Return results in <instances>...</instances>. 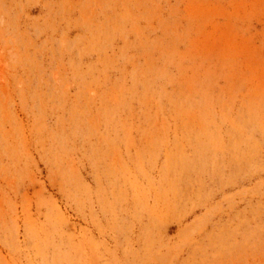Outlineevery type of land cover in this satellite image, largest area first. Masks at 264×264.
Segmentation results:
<instances>
[{
    "label": "rangeland",
    "instance_id": "rangeland-1",
    "mask_svg": "<svg viewBox=\"0 0 264 264\" xmlns=\"http://www.w3.org/2000/svg\"><path fill=\"white\" fill-rule=\"evenodd\" d=\"M0 264H264V0H0Z\"/></svg>",
    "mask_w": 264,
    "mask_h": 264
}]
</instances>
